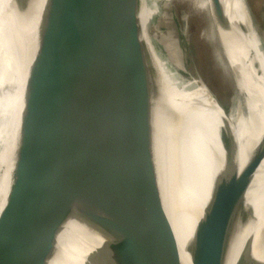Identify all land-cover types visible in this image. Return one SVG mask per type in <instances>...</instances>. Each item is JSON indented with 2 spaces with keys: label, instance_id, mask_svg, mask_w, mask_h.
<instances>
[{
  "label": "water",
  "instance_id": "water-1",
  "mask_svg": "<svg viewBox=\"0 0 264 264\" xmlns=\"http://www.w3.org/2000/svg\"><path fill=\"white\" fill-rule=\"evenodd\" d=\"M4 1L0 20L10 14L15 20L13 34L9 39L3 34L6 44L0 47V170L8 185L0 212V264L19 240L18 252L24 249L25 237L40 251V264H50L71 221L104 239L88 264H181L155 158L142 157L152 151L157 73L144 34L164 63L150 39L148 0H9L2 13ZM157 1L167 12L170 0ZM211 3L216 37L237 91L239 127L248 105L262 110L258 90L264 94V83L253 73L264 76V69L251 52L248 79L234 70L243 28L228 25L221 0ZM141 9L147 13L145 30ZM163 16L161 23L169 25L168 13ZM256 49L264 57L261 43ZM249 78L253 84L246 86ZM206 87L224 125L228 109ZM257 126L241 122L245 154H252L241 172L235 131L223 145L226 172L210 191L197 226L193 264H227L231 238L252 219L254 208H245V198L264 160V126ZM247 247L243 239L237 243V264H260Z\"/></svg>",
  "mask_w": 264,
  "mask_h": 264
},
{
  "label": "bare ground",
  "instance_id": "bare-ground-1",
  "mask_svg": "<svg viewBox=\"0 0 264 264\" xmlns=\"http://www.w3.org/2000/svg\"><path fill=\"white\" fill-rule=\"evenodd\" d=\"M8 2L9 0L2 3V13L5 12ZM194 2L206 15V21L213 34V40L221 57L224 71L230 77L231 71L229 72L220 50L216 37V27L212 23L211 0H194ZM221 3L226 13L228 25H239L243 28V35L239 34L242 41L239 60L233 62L232 66L235 71H242L243 76L248 79V67L245 63L248 61V53L258 52L256 47L259 45L260 38L255 36L252 29L251 15L245 0H221ZM140 13V20L144 28L147 13L142 9ZM14 20L15 18L11 14L9 17L0 20L2 32L0 47L1 44H6L3 36L10 38V35L13 34ZM175 27L177 26L172 24L168 45L166 46V63L158 60L149 45L148 37L146 34L143 36L144 41L149 46L150 59L157 73L151 109L152 151L142 154V157L155 158L162 181L164 197L169 209L171 229L180 252L181 264H193L192 250L197 226L210 203V195L215 182L226 172V168L223 166V145L228 141L232 132L235 131L238 137L239 149L237 157L238 171L241 172L252 155L251 153L245 154V143L244 140H241L239 134L241 132V122H247L251 128H255L256 125L260 126L261 122L264 126V94L260 89L258 90L263 98L260 113L257 108H250V105H248L246 118L240 117L239 127L235 126L237 101L234 96L227 116L223 119L225 124L222 125L219 118H217L218 106L204 81L191 68L190 61L184 51L179 46L175 48L176 44L179 45V35ZM218 28L221 39L226 43L228 37L224 32L225 30L219 26ZM205 33L207 32L205 31ZM212 59L214 58L212 57ZM255 72L253 73L254 80L258 84L264 83V76L260 73V76H257ZM246 81V86L253 84L250 78ZM258 84L256 86L259 88ZM239 85L243 92H247L244 83L239 81ZM263 131L262 129V133ZM251 133H254L252 129ZM259 141H257V144H259ZM16 148L17 139L13 142V153ZM12 165H8L11 170ZM1 166L2 162L0 160ZM6 177V174L0 170V212L5 205L8 194ZM248 207L254 208L252 219L247 227L236 232L237 234H234L231 238L227 264H237L239 256L235 254V248L240 239H243L244 246L245 243L248 245L247 254L252 251L254 260L264 264V160L253 175L252 183L246 194L245 208ZM238 226L239 224L236 225V230ZM25 241L26 237L22 240L24 249L21 252H18L21 245L20 240L16 243L3 264H40L41 254L38 249L33 248L36 246L35 243L32 246L26 244ZM103 244L104 239L85 224L79 221H71L65 227L64 234L58 244V252L50 264H88L91 257L100 252ZM60 254L65 257L66 263L61 262Z\"/></svg>",
  "mask_w": 264,
  "mask_h": 264
},
{
  "label": "rangeland",
  "instance_id": "rangeland-1",
  "mask_svg": "<svg viewBox=\"0 0 264 264\" xmlns=\"http://www.w3.org/2000/svg\"><path fill=\"white\" fill-rule=\"evenodd\" d=\"M245 1L251 15L254 34L257 38H260L259 43L264 46V0ZM183 2L184 4H182ZM147 7L151 14L148 26L150 39L157 53L163 57L164 62L167 61L165 46L168 45L169 34L172 24H174L177 26L175 28H177L179 35V45L176 44L175 48L179 46L184 51L190 61L191 68L202 78L224 106L229 109L234 96L237 101V91L234 80H232V73L228 69L231 73L228 77L224 71L221 57L213 40V34L206 21V15L199 9L196 2L194 0H170L167 12L157 0H148ZM166 13L170 18L169 25L161 23L163 15H166ZM212 57L217 60L212 59ZM256 60L260 63V68L264 69V57L261 53L256 52ZM244 218L245 222L246 216Z\"/></svg>",
  "mask_w": 264,
  "mask_h": 264
}]
</instances>
